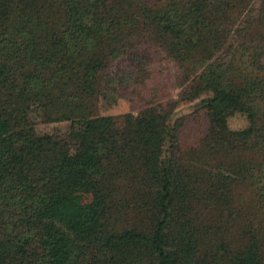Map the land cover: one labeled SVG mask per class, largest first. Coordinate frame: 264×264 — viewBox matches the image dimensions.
<instances>
[{"label": "trees", "instance_id": "1", "mask_svg": "<svg viewBox=\"0 0 264 264\" xmlns=\"http://www.w3.org/2000/svg\"><path fill=\"white\" fill-rule=\"evenodd\" d=\"M0 264H264V0H0Z\"/></svg>", "mask_w": 264, "mask_h": 264}, {"label": "rangeland", "instance_id": "2", "mask_svg": "<svg viewBox=\"0 0 264 264\" xmlns=\"http://www.w3.org/2000/svg\"><path fill=\"white\" fill-rule=\"evenodd\" d=\"M177 96V89L173 87H167L163 95L164 103L173 101ZM166 97V98H165ZM143 103L142 100H139L136 97L128 99H118L114 96L106 97L103 100H100L101 107L103 108L104 114H113L117 115L124 112H136L138 106ZM165 107L166 104L164 105ZM191 108L190 103H180L176 105L173 109L175 115L184 116L181 118V134L182 136L178 140V145L182 146L186 142L184 139L187 137H192L195 134L196 120L192 116H186L189 113ZM244 124L241 118L232 117L228 120V125L230 128H238ZM35 132L41 141H44L48 144H61L63 142V133L66 129L65 122H53V123H37L35 124ZM240 191V190H239ZM240 192H237L239 195ZM238 200V196H236Z\"/></svg>", "mask_w": 264, "mask_h": 264}]
</instances>
